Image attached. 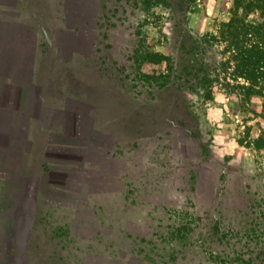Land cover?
<instances>
[{
	"label": "rangeland",
	"instance_id": "1",
	"mask_svg": "<svg viewBox=\"0 0 264 264\" xmlns=\"http://www.w3.org/2000/svg\"><path fill=\"white\" fill-rule=\"evenodd\" d=\"M99 5L93 84L123 173L83 210L43 215L30 264H264V77L244 50L223 65L232 53L216 38L239 3ZM206 60L196 84L189 70Z\"/></svg>",
	"mask_w": 264,
	"mask_h": 264
},
{
	"label": "crops",
	"instance_id": "2",
	"mask_svg": "<svg viewBox=\"0 0 264 264\" xmlns=\"http://www.w3.org/2000/svg\"><path fill=\"white\" fill-rule=\"evenodd\" d=\"M99 4L0 0V264H30L43 215L83 210L123 173L93 84Z\"/></svg>",
	"mask_w": 264,
	"mask_h": 264
},
{
	"label": "trees",
	"instance_id": "3",
	"mask_svg": "<svg viewBox=\"0 0 264 264\" xmlns=\"http://www.w3.org/2000/svg\"><path fill=\"white\" fill-rule=\"evenodd\" d=\"M239 3L235 8L233 15L228 21L222 22L219 39L221 44L224 43L225 50L230 51L232 54L223 62V65L228 64L229 67L234 66V60L239 54V50H244V60L246 64L253 63V68L256 69L255 78L260 76L264 77V0H236ZM245 9V16L241 17L239 8ZM258 10L259 18L250 20L247 15L249 11ZM215 37V36H214ZM207 40V39H206ZM191 46L195 49L196 45L192 42ZM247 50H251L254 58L250 62ZM190 51V49H189ZM195 51V50H194ZM193 53V49L191 51ZM203 62L204 64L199 67L191 66L189 75L194 76L196 84L203 85L209 82L211 71L210 62ZM193 70V71H192ZM195 70V71H194ZM208 97H212L211 91H205Z\"/></svg>",
	"mask_w": 264,
	"mask_h": 264
}]
</instances>
